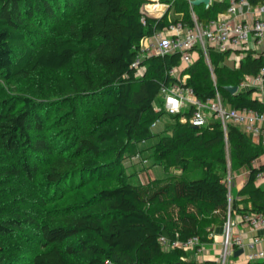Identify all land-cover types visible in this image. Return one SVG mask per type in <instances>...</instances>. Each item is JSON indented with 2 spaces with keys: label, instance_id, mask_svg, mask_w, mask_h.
<instances>
[{
  "label": "trees",
  "instance_id": "obj_1",
  "mask_svg": "<svg viewBox=\"0 0 264 264\" xmlns=\"http://www.w3.org/2000/svg\"><path fill=\"white\" fill-rule=\"evenodd\" d=\"M189 1L160 0L168 9L153 16L141 10L149 3L146 0H0L3 78L25 82L41 70H62L81 55L99 71L85 66L68 79L53 82L57 102L21 97L20 108L10 104L0 112V264L19 261L10 256L5 241L27 231L36 237L27 264H70L67 256H80L83 264H214L192 261L182 249L164 250L160 238L184 242L199 236L203 244L210 241V232L201 226L200 214L216 227L225 225L229 213H264V188L255 184L259 169L253 165L264 147L237 126L229 125L225 132L212 119L196 129L189 121L182 122V115L162 109V88L180 83L169 71L184 67L181 53L145 58L140 64L145 67L143 75L133 67L142 39L172 24L194 27L192 11L198 22L206 23L229 6L222 1L207 9L192 8ZM249 2L257 5L264 0ZM194 52L198 58L183 73L189 75L186 86L196 97L207 101L219 91L228 107L264 113V101L252 98L254 90L235 95L225 90L240 88L247 77L257 76L264 53L245 52L240 66L231 68L225 63L229 52L209 48V63L201 49ZM64 104L71 110H62ZM81 108L87 113L79 114ZM53 111L56 115L50 118ZM164 115L169 118L164 130L154 133V125ZM58 125L63 129L58 135L59 156L48 161L54 146L37 135L47 136ZM65 133L71 136L69 142ZM154 137L157 142L146 156V149L140 150L138 144ZM131 146L153 165L176 163L187 171L195 164L200 175L156 179L161 185L149 193L123 169V157ZM40 163H46V186L55 197L93 180L118 177L121 183L89 192L82 204L40 215L42 219L27 208L8 210L2 192L12 189L19 178L34 180ZM241 168H248L249 175L238 192L240 200L230 201L224 180L229 171Z\"/></svg>",
  "mask_w": 264,
  "mask_h": 264
},
{
  "label": "built area",
  "instance_id": "obj_2",
  "mask_svg": "<svg viewBox=\"0 0 264 264\" xmlns=\"http://www.w3.org/2000/svg\"><path fill=\"white\" fill-rule=\"evenodd\" d=\"M243 7L254 11L255 17L251 20H238L237 14ZM264 44V3L251 6L249 0H230L227 10L218 14L214 19L206 23L198 22L194 16V27H188L182 23L172 24L154 36L144 38L140 42V52L136 57L133 67L138 75H143L145 67L140 64L142 60L151 56L172 55L181 53L182 65L188 67L193 64L192 50L201 49L206 60L209 61L208 50L213 48L219 53L258 51ZM182 68L176 67L169 74L177 77L180 83H175L161 90L163 101L162 109L170 115H182V122H190L194 127H206L214 119L221 123L226 132L229 125L239 127L244 133L259 140L264 147V113H258L252 109H236L228 107L219 91L215 97L202 101L195 96L192 88L186 86L189 75L180 74ZM181 75V77H180ZM179 76V77H178ZM253 88L254 92L261 96L264 91V66L259 74L245 80L240 88ZM156 110H161L160 107ZM191 112L190 117L185 114ZM156 124L154 125V127ZM139 155L136 156V160ZM261 164L258 165V173L255 181L264 182V152L261 155ZM262 168V169H261ZM228 187V185H227ZM229 193L230 188L228 187ZM231 201V198H229ZM243 224L252 228L264 226V213L240 215ZM235 223L228 214L224 225L223 252L218 264H227L229 257L243 249L248 262H264V250L256 249L260 242L259 237L246 242L243 234L234 233ZM160 244L164 250L182 249L185 252H195L200 255L203 252V244L199 236H193L188 240L170 242L166 237L160 238ZM106 264H115L107 262Z\"/></svg>",
  "mask_w": 264,
  "mask_h": 264
},
{
  "label": "rangeland",
  "instance_id": "obj_3",
  "mask_svg": "<svg viewBox=\"0 0 264 264\" xmlns=\"http://www.w3.org/2000/svg\"><path fill=\"white\" fill-rule=\"evenodd\" d=\"M148 4H161L163 7L159 11H150L147 9L146 5L143 4L141 10L149 15L153 16H161L165 11H167V4L161 3L160 0H146ZM173 12L170 13V17L173 18ZM23 50L20 48L18 52ZM195 57H193V62ZM209 63V61H208ZM90 66L91 70L99 73V71L92 65L91 60L85 56L81 55L76 58L70 65L65 67L59 71H50V70H41L37 72L31 79L25 82H19L14 79H5L3 75H0V112L6 110L10 104L14 105V109L20 108L19 100L21 97H30L37 101H46V102H57L59 97L56 94V90L52 87L53 82L62 79H68L72 74L77 72L79 68ZM189 67V66H188ZM245 81V80H244ZM63 109L66 111L71 110V106L64 104L62 105ZM50 118H53L56 115V112H50ZM59 113V112H58ZM57 113V114H58ZM87 113L83 111H79V114ZM168 116L164 115L161 117L159 122L153 128L154 133H160L164 130V125L168 121ZM182 121V120H181ZM48 124V123H47ZM59 125L54 127L52 131L47 132V136L41 134V136L37 135V138H43L47 140L48 144H52L54 146L55 152L53 154H49L47 156V160L51 161L54 158H58V149H60L61 139L58 136L63 132V129H59ZM45 134V132H44ZM63 134V133H62ZM61 134V135H62ZM64 137L68 140H71V136L69 137V133H65ZM63 138V137H62ZM158 137L151 138L144 142L138 144V148L140 150H144V154L149 155L150 151L149 147L154 145L157 142ZM143 153L136 151L135 147L131 146L130 151L126 154L123 159V169L128 175H132V181L134 183L140 182L146 190L152 192L155 188H157L161 183H157L156 179L167 178V177H184L187 179H191L194 177H198L200 172L197 169L195 164H190L187 171H183L178 164L174 166L165 167L163 164L159 165L155 162L153 165L151 160L145 157ZM139 155V158L136 160V156ZM163 163V162H162ZM123 170V171H124ZM241 170V169H239ZM122 171V169H121ZM123 174V172H121ZM154 176L150 174V172ZM119 173V176H122ZM136 173V174H133ZM47 174L46 163H40L38 165V174L35 175L34 180L28 181L25 178H19L16 181V184L12 186V189L3 191L2 194L5 196L2 199L6 205L5 207L8 210L12 208L21 209L27 208L29 209L34 216L37 218H41L40 215H52V211L57 209L73 206L75 204H82L85 199L88 197L89 192H93L102 187H110L120 184L121 181L117 177L111 178L110 180L104 182H95V180L91 181L89 185L82 189H73L67 190L64 189L60 191L56 197L55 195L49 191L46 186L45 176ZM124 177V176H123ZM233 172L228 173L225 178V183L231 189L233 187ZM229 198L232 199L231 193H229ZM152 210H154L152 208ZM160 210V209H159ZM195 210V209H194ZM157 215H162L161 212H157ZM174 218H177V209L173 212ZM201 226L204 229H209V231L213 228L214 223H211V218L202 219V215L200 214ZM42 219V218H41ZM36 241V237L30 231L25 232V234L21 237L9 238L6 239L5 244L8 246L10 250V256L17 257L19 261L16 264H27V260L30 258L31 249L34 247V243ZM74 241L73 239L68 240L66 243H70ZM195 253V252H194ZM189 259L193 260L196 257L193 252L187 253ZM198 255V254H197ZM230 258V257H229ZM67 259L70 264H83L84 258L80 256H67ZM221 260V258H220ZM228 262V261H227ZM228 264V263H227Z\"/></svg>",
  "mask_w": 264,
  "mask_h": 264
},
{
  "label": "crops",
  "instance_id": "obj_4",
  "mask_svg": "<svg viewBox=\"0 0 264 264\" xmlns=\"http://www.w3.org/2000/svg\"><path fill=\"white\" fill-rule=\"evenodd\" d=\"M225 1L228 4H230V0H211V5L214 2H222ZM251 4V3H250ZM210 5V6H211ZM259 5V4H257ZM257 5H252L251 6H257ZM194 16L197 19L196 14L192 11V18L194 20ZM255 17L254 11L252 9H248V7H243L241 12L237 14V19L238 20H251ZM256 55L259 53H264V44L261 46V48L258 51H252ZM193 57L196 60L198 58V54L196 52L193 53ZM245 57V52H230L229 56L226 58L225 63L231 68H238L240 66L241 60ZM185 67V66H184ZM183 67V68H184ZM183 68L180 70V74L184 75L183 73ZM188 75V74H185ZM179 77V76H178ZM181 77V75H180ZM251 77V76H250ZM250 77H247L246 80ZM253 90V88H239V91L245 92ZM262 95L259 96L256 93L252 94V98L258 99L260 101H264V91L261 93ZM253 142L255 144H259V140L256 138H252ZM261 156L253 163L254 167L258 168V165L261 164ZM150 174L152 175L151 171H149ZM249 175V170L248 168H241V170L233 172V187L230 189V193L232 196V199L234 200H240V197L238 196V192L243 188L245 181L247 180ZM154 178V176L152 175ZM255 184L257 186H261L264 188V182L263 183H258L255 181ZM232 221H234L235 226H234V233L238 234L241 233L243 234L245 241L250 242L253 238L259 237L260 242L258 245H256V249H263L264 250V226L260 228H252L248 227L245 224H243L241 220L240 214L234 213L231 216ZM210 234L208 238L210 239L209 242L203 243V252L200 255H197L196 253L193 252V254L196 255L195 258H193L192 261H195L197 263H204V262H213L214 264H218L220 261V258L222 257V252H223V233H224V225L223 226H216L213 227L210 231ZM190 253V252H188ZM192 253V252H191ZM189 258V257H188ZM228 264H246V263H262V261H257V262H248L246 258L245 252L241 254L238 257L232 256L228 258L227 260Z\"/></svg>",
  "mask_w": 264,
  "mask_h": 264
},
{
  "label": "water",
  "instance_id": "obj_5",
  "mask_svg": "<svg viewBox=\"0 0 264 264\" xmlns=\"http://www.w3.org/2000/svg\"><path fill=\"white\" fill-rule=\"evenodd\" d=\"M189 4H190V6H191L192 8H193V7H197V6H201V5H203V6H205V8L207 9V8H209L210 5H211V0H190V1H189ZM225 90H226L227 92H229L231 95H235V94L238 93V91H239V87H238V86H227V87H225ZM195 128L197 129L198 127H195ZM241 254H243V249H239V250H237V251L235 252L234 256H235V257H238V256H240Z\"/></svg>",
  "mask_w": 264,
  "mask_h": 264
},
{
  "label": "bare ground",
  "instance_id": "obj_6",
  "mask_svg": "<svg viewBox=\"0 0 264 264\" xmlns=\"http://www.w3.org/2000/svg\"><path fill=\"white\" fill-rule=\"evenodd\" d=\"M146 7L150 11H159L162 9L163 6L161 4H154V5L147 4Z\"/></svg>",
  "mask_w": 264,
  "mask_h": 264
}]
</instances>
